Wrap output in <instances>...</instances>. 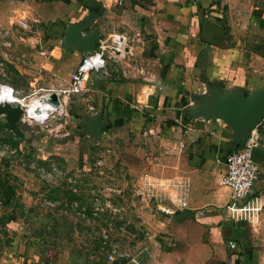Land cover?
Instances as JSON below:
<instances>
[{"label":"crops","instance_id":"crops-1","mask_svg":"<svg viewBox=\"0 0 264 264\" xmlns=\"http://www.w3.org/2000/svg\"><path fill=\"white\" fill-rule=\"evenodd\" d=\"M117 1L0 0V25L21 27L22 21L26 27H35L29 51L34 52L39 44L42 55L52 56L43 64L51 81L61 86L67 85L84 55L62 44L69 23L95 13L87 31L129 36L126 60H110L106 72L89 77L96 99L92 103L102 109L104 127L108 124L116 130L125 124L138 128L147 141L148 135H157L159 153L144 172L163 179L185 178L188 205L176 210L167 200L151 203L171 218L184 211L193 213L199 227L210 232V247L219 250L212 256L215 262L264 264V119L256 127L261 146L253 151V157L259 169L250 194L261 198L259 219L253 224L233 220L234 228H230L221 224L224 217L217 211L222 208L227 216L224 206L230 192L221 179L225 157L234 150L232 130L217 118H195L184 111L192 104L190 96L203 92L208 82L247 92L264 84V4L258 0H120L122 6L117 8ZM241 22L257 33L255 41L245 39L247 30L236 25ZM33 56L35 53L29 57ZM74 97H70L74 102L68 133L88 137L82 134L84 118L80 114L93 113ZM0 121L4 128L22 131V137L17 134L23 144L34 145L29 142L30 129L20 122L14 128L4 119ZM168 175L172 177H164ZM0 229L9 232L0 264H45L39 244L24 226L7 217L0 218ZM163 239L168 248L156 241L170 250L171 239L166 235ZM228 240L235 241L237 247H227Z\"/></svg>","mask_w":264,"mask_h":264},{"label":"rangeland","instance_id":"rangeland-1","mask_svg":"<svg viewBox=\"0 0 264 264\" xmlns=\"http://www.w3.org/2000/svg\"><path fill=\"white\" fill-rule=\"evenodd\" d=\"M258 1L264 4V0ZM236 25L247 30V41H255L258 35L251 25ZM34 31L33 26L0 25V76L22 95L61 86L51 81L43 64L52 56L42 55L38 43L34 52L29 51ZM33 53L35 57H29ZM90 86L88 79L84 91L74 97L85 109L96 100ZM41 94L38 91L36 96ZM33 99L49 114L53 110L41 98ZM33 99L26 101L27 106ZM67 102L65 117L54 119L48 128L24 126L19 121L31 130L29 142L34 145L23 144L17 132L4 128L0 121V218L20 223L38 244H54L60 264H74L73 258L78 264H112L108 254L113 249L136 256L142 264H172V260L174 264H221L213 260L219 250L210 247V232L199 227L193 213L184 211L171 218L156 210L153 200L138 194L140 175L159 153L157 135H148L147 141L138 128L125 124L116 130L106 124L97 140L72 135L68 124L74 100ZM59 122L65 125L56 132ZM81 126L83 129L82 122ZM217 213L224 217L222 225L234 228V219L225 216L222 208ZM8 234L0 229V255ZM157 234L171 239L170 250L160 246ZM203 257L209 258L202 262Z\"/></svg>","mask_w":264,"mask_h":264},{"label":"built area","instance_id":"built-area-1","mask_svg":"<svg viewBox=\"0 0 264 264\" xmlns=\"http://www.w3.org/2000/svg\"><path fill=\"white\" fill-rule=\"evenodd\" d=\"M119 4L120 0L117 1ZM22 28L27 24L19 23ZM129 36L113 33L110 36H100L96 42V47L91 52L83 55L81 61L76 66L66 86L57 88L39 89L43 92L36 96L38 91L29 95H22L20 90L10 82L0 76V94H3L8 88L12 89L13 102L4 101L0 105L18 106L21 110L19 121L30 126H38L41 129L48 128L54 119L65 117L66 104L72 95L81 94L86 88L89 76L92 73L106 72L108 61L126 60L128 55ZM123 73L126 75L125 71ZM141 74V71H139ZM54 92L57 95L58 104L55 105L49 101L50 94ZM44 98L47 104L52 105L54 109L46 117H36L29 114L26 101L33 98ZM57 108H60L58 110ZM88 112L96 113L95 107L87 104ZM4 118V115L0 114ZM57 116V117H55ZM5 119V118H4ZM65 125V122H59L54 130L59 132ZM53 130V129H51ZM261 146L260 136L256 128L251 130L245 138L243 144L237 149L232 150L225 157V172L221 183L229 188V199L224 208L229 218L245 221L250 224L257 223L262 209L261 198L250 197L254 182L259 169L257 161L253 157V151ZM189 183L185 178H158L144 172L140 177L138 194L145 200H154L156 202L169 201L176 210L186 208L188 205L187 192ZM227 247L235 249L236 242L228 240ZM109 262H119L121 264H142L136 256L128 252H120L117 249L111 250L108 254ZM99 264V263H92Z\"/></svg>","mask_w":264,"mask_h":264},{"label":"water","instance_id":"water-1","mask_svg":"<svg viewBox=\"0 0 264 264\" xmlns=\"http://www.w3.org/2000/svg\"><path fill=\"white\" fill-rule=\"evenodd\" d=\"M95 13L85 14L81 19L71 22L65 28L62 44L75 48L85 54L91 52L100 33L91 28ZM192 104L185 107L187 116L195 118H217L226 124L233 133L234 145L243 144L249 132L261 124L264 119V84L247 92L240 88L225 89L214 83H207L203 92L190 96ZM49 101L58 104L56 93L52 92ZM20 108L18 106L0 105V114L4 115L8 124L19 122ZM82 134L92 140L101 137L104 128L103 111L101 108L95 114L81 120Z\"/></svg>","mask_w":264,"mask_h":264},{"label":"trees","instance_id":"trees-1","mask_svg":"<svg viewBox=\"0 0 264 264\" xmlns=\"http://www.w3.org/2000/svg\"><path fill=\"white\" fill-rule=\"evenodd\" d=\"M97 44H95L96 47ZM79 64V63H78ZM76 68V67H75ZM70 113L72 114L73 111L70 110ZM86 118L87 116H84V114H80V117ZM146 121H148V118L146 119ZM17 124V123H16ZM16 124H9L10 126L16 128ZM24 125V124H23ZM26 126V125H24ZM18 134L22 137L23 136V132L17 129ZM238 147L234 145L233 149H237ZM82 160V159H81ZM62 224V222H56L55 225L60 226ZM70 226V224H68ZM164 236L162 234H157L156 235V239L159 241V243L161 244V246L163 248H168V245H166L165 240L163 239ZM38 249L41 251V254L45 260V264H54L58 258V251L57 248L54 246V244H48L46 242H40L38 245ZM73 263L74 264H78L76 262V260L73 258ZM113 264H121L119 262H114Z\"/></svg>","mask_w":264,"mask_h":264},{"label":"bare ground","instance_id":"bare-ground-1","mask_svg":"<svg viewBox=\"0 0 264 264\" xmlns=\"http://www.w3.org/2000/svg\"><path fill=\"white\" fill-rule=\"evenodd\" d=\"M40 102L42 104H47V101H45L44 98H41L40 99ZM50 106L54 109V107L52 105H50ZM28 109H29L28 111H29V114L30 115H36V114H38L39 116L45 117V116H47L49 114V111H47V108H45L41 104L39 105L38 104V100H35V99L31 100L28 103ZM57 109L60 110V108H57Z\"/></svg>","mask_w":264,"mask_h":264},{"label":"clouds","instance_id":"clouds-1","mask_svg":"<svg viewBox=\"0 0 264 264\" xmlns=\"http://www.w3.org/2000/svg\"><path fill=\"white\" fill-rule=\"evenodd\" d=\"M4 101L13 102L12 89L8 88L3 94H0V103Z\"/></svg>","mask_w":264,"mask_h":264}]
</instances>
